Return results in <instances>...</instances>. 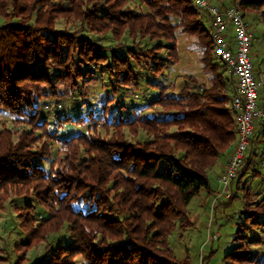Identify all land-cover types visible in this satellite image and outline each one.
I'll use <instances>...</instances> for the list:
<instances>
[{
	"label": "trees",
	"instance_id": "obj_1",
	"mask_svg": "<svg viewBox=\"0 0 264 264\" xmlns=\"http://www.w3.org/2000/svg\"><path fill=\"white\" fill-rule=\"evenodd\" d=\"M55 1L0 0V111L30 128L0 131V195L10 187L25 198L16 210L24 241L14 249L23 258L33 244L60 234L40 264H191L187 251L176 258L167 239L178 230L182 241L193 225L187 207L201 191L212 195L209 170L237 136L229 108L236 82L215 53L210 16L192 0H140L148 13L129 8L130 0H67V8ZM237 4L241 14L261 12L264 18V0ZM59 20L74 29H58ZM86 32L108 34L117 44L104 47ZM177 32L196 40L208 77H187L173 96L150 79L178 60ZM105 76L103 118L89 109L91 132L58 140V129L82 126L84 118L56 113L49 132L38 102L79 99L83 105L90 87ZM143 86L150 89L147 107L160 109L153 116L135 114V105L129 109L119 100L121 90L144 92ZM258 95L261 106L264 96ZM115 107L126 109L125 115ZM253 127L248 154L228 185L247 201L245 178L259 175L255 160L264 158V120ZM136 128L143 133L138 141L125 139V130ZM50 141L59 146L47 172L36 160L54 152ZM255 228L264 229V198L248 203L231 237L236 245L221 264H264V255L252 249L262 241L248 235Z\"/></svg>",
	"mask_w": 264,
	"mask_h": 264
},
{
	"label": "rangeland",
	"instance_id": "obj_2",
	"mask_svg": "<svg viewBox=\"0 0 264 264\" xmlns=\"http://www.w3.org/2000/svg\"><path fill=\"white\" fill-rule=\"evenodd\" d=\"M212 1V0H207ZM210 5L217 6L222 10H228L235 7L238 0H215ZM55 4L63 7H68L67 0H57ZM129 8L134 9L141 13H148V9L141 3L140 0H130ZM241 13V12H240ZM244 20L248 25V30L252 34V40L250 42V61L252 63V73L255 77L257 74L261 76V85L259 88V94L264 96V18L261 16V12L249 11L246 14H242ZM206 25H210V22L206 15L203 18ZM173 23L178 22L176 19H171ZM0 23L2 21L0 20ZM58 29L69 28L71 31L74 29L71 22H64L59 20L56 24ZM77 27V25H76ZM232 29L231 25L228 26ZM231 31V30H229ZM233 31V29H232ZM231 33V32H230ZM234 32H232L233 34ZM86 36L92 37L93 40L97 41L104 47H113L117 42L112 39L108 34L106 35H95L88 32L84 33ZM124 41L130 43L125 37ZM196 40L185 34L177 32V47H178V60L176 63L171 64L166 68L162 74L152 76L150 81L152 83H159L163 85L167 93L173 96H178L179 92L186 82V78L189 76L198 77L206 80L208 74L202 71L201 54L197 51ZM108 78L102 77L97 83L90 87L88 96L83 100V105L78 104L77 100H63L54 101L53 99H45L38 102V107L41 112V118L49 119L48 131L53 132L55 129V119L53 117L56 113H64L70 115L73 118L83 117L85 123L81 125L65 124L61 129L57 130V139H67L71 136L78 134H87L91 132L92 125L87 121L86 114L91 109L96 119H102V107L105 103L106 93L109 91ZM145 88V90H144ZM140 91H129L121 90L120 99L121 102L128 106V108L137 109L135 114L140 116H153L156 111L160 109L148 108L146 103L150 96V89L147 86H143ZM141 90V91H142ZM262 100V99H261ZM264 103H262L263 105ZM114 110L125 115V110H118L117 107ZM130 111V110H129ZM133 115V114H132ZM9 129L14 134L20 133L22 130L30 129L25 123H19L18 118L11 117L10 115L0 111V131ZM98 131L101 135H105L103 128L98 126ZM254 131V127H253ZM39 134V132H36ZM142 130L136 128L134 133L125 130V139L131 142H137L139 135H142ZM232 149L226 152L220 159L216 160L215 165L209 170L210 181H211V192L212 195L208 196L206 192L201 191L200 194L191 200L190 205L187 207V213L190 217L193 225L184 232L182 241L177 240L178 230L174 231L169 237V245L173 249L175 256L178 260H181L185 256V251L189 253L191 264H201V261L205 257H209L206 264H221L224 254L233 250L235 243L232 242L233 233L237 228V224L242 223L244 216L247 213L248 203L260 202L264 198V158H257L255 160V169L259 172L257 177H252V174H248L245 178L247 180V188L249 193V199L244 200L242 193H236L230 188L227 193L224 189L221 180L227 174L229 162L233 158L236 146L238 144V136L235 137L232 142ZM50 144L54 148V152L51 156L46 159H37L36 162L44 168L47 172L49 171L50 164L55 156V151L59 146L56 141H50ZM252 144V142H251ZM250 144V145H251ZM250 147V146H249ZM249 149L245 152L244 158L247 156ZM260 154L261 149L257 150ZM243 162V159H242ZM217 169L221 170V173L215 175ZM213 179L214 185H213ZM230 184V183H229ZM228 184V185H229ZM227 185V186H228ZM229 188V186H228ZM236 195L237 198L234 202L228 205V198ZM0 199V264H15L17 259L20 258V253L17 252L13 246L22 243L24 241V235L19 229V221L16 216V210L22 209L24 206L25 198H19L15 195L12 188L7 187L1 192ZM16 197V198H15ZM81 207V206H78ZM38 213L42 215L44 219L46 213L39 207L35 208ZM39 219V220H40ZM65 231V230H63ZM63 231L62 234L64 233ZM60 234H51L46 242H37L33 244L23 258L21 257L17 264H40L41 258L44 257L48 248L53 244L58 243ZM251 238L258 237L262 241L260 245H254L252 249L257 251L259 254L264 255V229L255 228L248 233ZM62 236V235H61ZM80 261V258H77Z\"/></svg>",
	"mask_w": 264,
	"mask_h": 264
},
{
	"label": "built area",
	"instance_id": "obj_3",
	"mask_svg": "<svg viewBox=\"0 0 264 264\" xmlns=\"http://www.w3.org/2000/svg\"><path fill=\"white\" fill-rule=\"evenodd\" d=\"M192 1L194 6L206 11L210 16L215 53L227 66L236 82L235 95L229 108L237 125L238 144L229 162L227 174L221 180L228 193L227 185L236 178V172L241 168L242 159L252 142L254 121L264 120V104L258 106L257 103L260 83L253 76L252 63L248 56L252 34L238 9V2L235 7L222 10L210 5L207 0ZM229 25L234 32L232 38L229 36Z\"/></svg>",
	"mask_w": 264,
	"mask_h": 264
},
{
	"label": "crops",
	"instance_id": "obj_4",
	"mask_svg": "<svg viewBox=\"0 0 264 264\" xmlns=\"http://www.w3.org/2000/svg\"><path fill=\"white\" fill-rule=\"evenodd\" d=\"M212 1H214V4L217 3L215 0H212ZM212 1H210V3H212ZM229 30H231V31H230L231 33L229 32V36L232 38V36H233L232 32H233V31H232L231 28H229ZM229 30H228V31H229ZM254 78H255L257 81H259V83H260V85H261V81H262V80H261V76H259V75L257 74ZM263 89H264V87H263ZM258 96H259V95H258ZM261 103H262V102H261ZM258 104H259V103H258ZM259 105H260V104H259ZM218 173H221V170L217 169V172L215 173V175H218ZM214 181H215V179H213V181H212V182H213V185L215 184Z\"/></svg>",
	"mask_w": 264,
	"mask_h": 264
}]
</instances>
